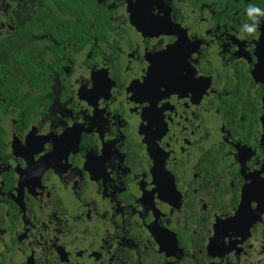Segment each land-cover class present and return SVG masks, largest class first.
Here are the masks:
<instances>
[{
    "label": "flooded vegetation",
    "instance_id": "af4514ba",
    "mask_svg": "<svg viewBox=\"0 0 264 264\" xmlns=\"http://www.w3.org/2000/svg\"><path fill=\"white\" fill-rule=\"evenodd\" d=\"M249 5L264 0H0L15 88L0 98V264H264V17L242 33ZM150 7L163 22H144ZM186 64L199 86L162 98L171 139L152 144L163 124L147 127L157 110L133 87Z\"/></svg>",
    "mask_w": 264,
    "mask_h": 264
},
{
    "label": "snow or ice",
    "instance_id": "6c2138e0",
    "mask_svg": "<svg viewBox=\"0 0 264 264\" xmlns=\"http://www.w3.org/2000/svg\"><path fill=\"white\" fill-rule=\"evenodd\" d=\"M152 5H151V7H152ZM151 7L148 10V13L144 17V22L145 23H147V22H163L164 17L161 15H153L152 11H151ZM135 25L138 28L137 24H135ZM139 28L144 30L143 27H139ZM177 35L180 39L179 34H177ZM179 39H176L175 44L177 43V41ZM175 44H170V45H175ZM163 52H167V49H165V51H163ZM152 64H153V62H152ZM152 64L149 66V68L152 66ZM186 65L188 67H182L177 71H167V70L160 69L158 67L156 68V70L151 75L147 71V74L144 76V79L142 81H137V84L135 85V87H133L135 95L140 97V99H138V100H140L141 102H146L145 109L152 110L153 104H154L155 109L157 110V111H150L149 112L148 118L145 119L147 121V127L152 128V126L155 125V130H156V127H157L156 121L157 120L162 121L163 128L156 135L151 136L152 144H157V141L161 137L163 138L164 143H167L171 139L170 135H165L166 133H168V126L165 123V118L163 115V108L159 107V104L160 103L166 104L167 101L163 100L162 98L169 96V94L173 93V92H179L180 94H181V92H183L184 93L183 95H187L189 92L193 93L195 90H197V87L199 86V81L194 74L195 70L192 69L190 65H188V64H186ZM184 69H187V71H184ZM91 87L93 89V92L95 93L94 95H92V98H94L95 103H96V98L103 95L102 94L103 91L101 90L100 82L99 81L95 82ZM163 93H167V94L163 95ZM168 119H171V117H168ZM150 120L153 121V123L151 125L149 124ZM66 128L71 129L68 126H66L65 129ZM65 129L63 130L62 134L65 133ZM100 137H101V139L104 138L103 134L101 135V132H100ZM57 138L62 140L63 135H60ZM164 143L158 144L157 150L154 151L155 154L152 155L153 160L161 161V167L162 168L167 167V165H165L163 163L164 157L167 155V151L164 148ZM42 146L43 145L41 144L39 147V150H36V152H39L40 148ZM48 154H51V152H49ZM41 157H44V156L42 155ZM102 157L103 156L97 157V159L100 161V158H102ZM163 175H164L163 172H161L160 174H156V175L153 174L154 182L156 184V188H154L153 191H156L157 188H160L161 178ZM259 181H264V179L260 178L259 173H258V180L256 183H258ZM249 188L252 189V191L247 196L245 195L241 205L242 204L247 205L249 203V201H251L253 199H258L257 193L255 191L256 184H254V178H252V182L249 185ZM162 193H164V192L161 190V196H162ZM253 207H254V205H253ZM238 212H239V209L237 210V214H238ZM234 218L235 217H233V219Z\"/></svg>",
    "mask_w": 264,
    "mask_h": 264
},
{
    "label": "clouds",
    "instance_id": "9594fccd",
    "mask_svg": "<svg viewBox=\"0 0 264 264\" xmlns=\"http://www.w3.org/2000/svg\"><path fill=\"white\" fill-rule=\"evenodd\" d=\"M245 12L250 22L244 23L241 31L244 34L256 38L260 35L259 25L261 23V17H264V9L259 6L249 5L246 7Z\"/></svg>",
    "mask_w": 264,
    "mask_h": 264
},
{
    "label": "trees",
    "instance_id": "16d2710c",
    "mask_svg": "<svg viewBox=\"0 0 264 264\" xmlns=\"http://www.w3.org/2000/svg\"><path fill=\"white\" fill-rule=\"evenodd\" d=\"M44 14L42 16L43 18L45 17ZM46 15H47V13H46ZM37 16H38V14H37ZM47 17H49V15H47ZM67 26H68L69 33L72 32V34H74V35H77V36L80 35V33H79L80 31H79L78 27H76L73 24H70ZM7 39L14 41L13 36H9V37H7ZM2 71H7V66L5 64H3L2 62H0V78L5 77L4 74L1 73ZM14 89L15 88L9 86L8 83H5V81H1L0 82V98H3V96H5L6 94H10L11 92H13Z\"/></svg>",
    "mask_w": 264,
    "mask_h": 264
},
{
    "label": "bare ground",
    "instance_id": "6f19581e",
    "mask_svg": "<svg viewBox=\"0 0 264 264\" xmlns=\"http://www.w3.org/2000/svg\"><path fill=\"white\" fill-rule=\"evenodd\" d=\"M16 50V49H15Z\"/></svg>",
    "mask_w": 264,
    "mask_h": 264
}]
</instances>
